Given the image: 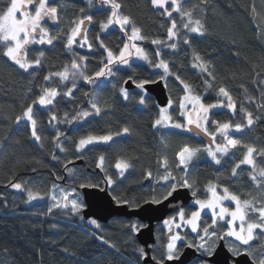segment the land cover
<instances>
[{"label": "trees", "instance_id": "16d2710c", "mask_svg": "<svg viewBox=\"0 0 264 264\" xmlns=\"http://www.w3.org/2000/svg\"><path fill=\"white\" fill-rule=\"evenodd\" d=\"M174 1L177 11L171 2L156 8L153 0H49L47 10L55 14L43 24L49 40L23 51L28 69L7 57L8 43L0 37V264H141L138 220L91 225L81 210L53 208L50 197L70 189L82 204L80 187L101 188L105 180L116 203L134 209L175 190L159 183L164 178L178 179L175 186L187 187L195 199H205L213 187L243 203L245 223L256 230L250 243L234 250L264 264V218L258 213L264 209V0ZM9 3L0 0V18ZM114 11L127 21L124 30L108 27ZM87 19L84 40L78 41ZM78 22L75 43L81 47L69 41ZM193 27L198 33H191ZM131 30L139 34L145 63L112 67L100 80L97 75L120 54ZM70 68L77 73L73 79L53 76ZM128 79L135 89H125ZM160 79L175 121L186 89L205 106L221 103L225 93L232 109L211 111L206 134L220 126L238 128L231 135L237 146L217 162L200 154L178 165L184 147L205 143L154 126L159 107L136 86ZM47 91L51 103L34 106ZM28 108L34 134L22 119ZM88 138L105 142L81 148ZM248 149L249 167L242 165ZM121 165L125 171L117 169ZM37 196L41 201L29 202ZM164 247L157 236L150 248L154 263L163 259Z\"/></svg>", "mask_w": 264, "mask_h": 264}, {"label": "rangeland", "instance_id": "374dc122", "mask_svg": "<svg viewBox=\"0 0 264 264\" xmlns=\"http://www.w3.org/2000/svg\"><path fill=\"white\" fill-rule=\"evenodd\" d=\"M49 0H10L9 7L6 12L0 18V37L1 39L8 43V52L7 57L10 58L20 69H28L30 64L23 61L24 53H19L20 50H23L21 45L27 40L32 38L38 43H41L43 40H49L48 36L44 33L43 24L45 21L51 22L54 20V12L47 10V2ZM173 4L174 11H177V6L175 1L171 0H153L154 6L160 9H165L168 3ZM108 27L113 28H122L127 25V21L120 20L116 12L114 11L112 16L108 21ZM80 22L72 30L69 36V41L71 45L81 47V44L75 43V38L79 32ZM28 29V30H27ZM191 33H198L197 27L192 28ZM31 33L33 37H28L25 32ZM139 40V34L137 31H129L125 38V46L121 50L120 54L116 58H109V63L106 68L101 71L97 76L100 80L106 79L107 73L112 67H127L130 63H145L146 57L137 45ZM34 41V42H36ZM165 71L166 66L162 65L160 67ZM77 75L74 68L66 69L63 73L54 74V77H61L63 81L70 78H75ZM52 76V77H53ZM136 90L141 92L143 97L147 96L145 91L142 88V84L136 86ZM123 95H126V90H123ZM53 94L49 91L43 93V96L38 99L34 106H39L44 108L48 106L52 101ZM221 103H217L211 106H205L202 104L195 95L189 93L186 89L184 96L178 102L179 104V119L177 121L173 120L170 115V110L174 106L172 101H168L167 106L159 108L158 119L156 120L154 126L158 130L164 132H177L182 134H189L188 127L190 125L197 126L203 132H207V119L211 111L219 108L232 109L231 102L225 93L220 95ZM28 108L23 115L22 119H25L26 122L30 125L31 132H33L34 125L31 119V111ZM20 122V121H19ZM250 123V122H249ZM240 129H232L229 126H220L217 127L214 133L211 134L213 137V144L209 146L207 144L200 149L191 150L187 147H184L178 153V165L182 168L185 167L189 162L195 159L197 155H202L204 158L210 159L211 161L217 162V160L224 156L230 148H234L237 144L234 143L231 138L232 134H237ZM34 134V132H33ZM218 138V141L215 143V139ZM99 142H105V139L99 138H88L81 143V148L88 147L89 145L97 144ZM251 149L246 151V155L243 159L242 165L247 167L252 166L253 156ZM119 171H125L126 167L121 165L117 167ZM262 175V174H261ZM160 184H165L169 187V190L182 187L181 185L175 186L176 182H179L178 179L171 181L167 178L159 180ZM175 186V187H174ZM208 197L204 201H199L197 203H192V205H198L197 210L189 214L183 222L186 223V226H189L193 231L196 229L198 224V216L200 212H210L212 215V222H216L215 218L227 219L229 224V229L227 231V236L234 238L236 241H231L230 249L235 251L237 244H248L252 240V236L256 227L254 225H249L245 223L244 212L245 205L239 202L234 197L228 195L226 191H222L217 188L208 187ZM41 201L40 197H30L29 202H38ZM81 199L77 194H74L72 190H62L59 189L57 192L53 193L50 197V205L53 208H58L61 211L66 212H77L80 211L84 204H81ZM217 212V213H213ZM260 218H264V209L258 211ZM94 220H89V223L92 225ZM139 229V228H138ZM176 237H174V240ZM200 241V240H199ZM202 242V241H200ZM173 243H170L167 247V252L172 255L171 248ZM202 248L205 249V241L202 242ZM235 249V250H234ZM142 251V250H141Z\"/></svg>", "mask_w": 264, "mask_h": 264}, {"label": "water", "instance_id": "95a60500", "mask_svg": "<svg viewBox=\"0 0 264 264\" xmlns=\"http://www.w3.org/2000/svg\"><path fill=\"white\" fill-rule=\"evenodd\" d=\"M89 20H84L78 35V41L84 40L85 30L89 25ZM126 90L135 89V85L128 79L124 83ZM147 95H151L154 98L155 104L161 108L167 106L169 98L166 93V88L162 80L155 82H149L143 86ZM188 132L191 135H196L205 144L212 146L213 138L200 130L197 126L190 125ZM149 177L145 178L144 185L149 183ZM104 185L101 188L93 186H82L79 189V193L82 197V203L84 207L81 209L80 215L83 220H94L99 224H105L113 218H126L136 219L143 224L142 227L136 230L135 238L140 245L142 253L144 255L141 264H188L189 261L198 257L199 254L191 247L185 248L177 259H166L163 262L154 263L150 248L154 245L155 236L154 228L157 223L162 222L170 214H173L178 209L186 208L194 199L190 190L187 187H178L173 190L170 195L165 199L152 202H145L143 205L130 209L128 204L116 203L115 199L108 191V182L103 181ZM171 234V233H170ZM169 234L166 236V241ZM230 253L226 250L223 241H220L218 246L214 249L213 254L207 258L209 264H230ZM233 264H255L251 261L247 253L242 252L233 257Z\"/></svg>", "mask_w": 264, "mask_h": 264}, {"label": "flooded vegetation", "instance_id": "af4514ba", "mask_svg": "<svg viewBox=\"0 0 264 264\" xmlns=\"http://www.w3.org/2000/svg\"><path fill=\"white\" fill-rule=\"evenodd\" d=\"M28 30V29H27ZM28 37H33L30 31L25 32ZM35 39V38H34ZM32 38L27 39L22 45V49L19 53H23L25 49L30 47L34 41ZM208 197V195H207ZM207 197L203 200L195 199L184 209H178L175 213L170 214L160 223H157L154 228V236L156 237H163L165 247H164V257L162 260H158L157 262L161 263L166 259H177L181 252L185 248H193L195 252L199 254L198 257H195L188 264H209L207 262V258L213 254L214 249L218 246L220 241H223L224 246L227 251L230 253V259L228 262L233 264V257L242 254V252L233 251L230 249L231 241H236L234 238H230L227 236V231L229 229V224L227 219L223 218H215L216 222H212V214L210 212H200L198 216V224L195 230H191L189 226H186V223L183 222V219L186 220L187 216L192 212L197 210L198 205H192V203H197L199 201H204ZM214 214L217 212H213ZM171 233V234H170ZM169 234V237L166 241V236ZM174 237L176 239L174 240ZM205 241L206 247L205 249L201 247L202 242ZM155 243V242H154ZM173 243L171 248L170 255L167 252V247ZM156 262V263H157Z\"/></svg>", "mask_w": 264, "mask_h": 264}]
</instances>
